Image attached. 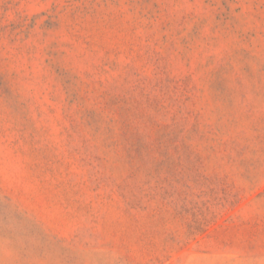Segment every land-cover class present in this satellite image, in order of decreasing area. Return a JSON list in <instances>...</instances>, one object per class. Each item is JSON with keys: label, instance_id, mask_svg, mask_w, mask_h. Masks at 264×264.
<instances>
[{"label": "rangeland", "instance_id": "1", "mask_svg": "<svg viewBox=\"0 0 264 264\" xmlns=\"http://www.w3.org/2000/svg\"><path fill=\"white\" fill-rule=\"evenodd\" d=\"M0 264H264V0H0Z\"/></svg>", "mask_w": 264, "mask_h": 264}]
</instances>
